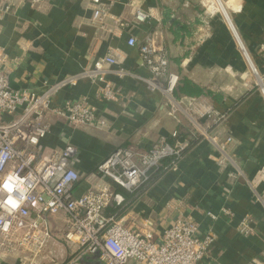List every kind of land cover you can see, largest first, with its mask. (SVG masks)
<instances>
[{"label":"crops","instance_id":"1","mask_svg":"<svg viewBox=\"0 0 264 264\" xmlns=\"http://www.w3.org/2000/svg\"><path fill=\"white\" fill-rule=\"evenodd\" d=\"M129 1L118 0L108 10L105 0L103 6L126 22L133 16ZM136 1L152 16L138 25L116 26L109 35L93 21L90 0H0V47L8 57L4 70L14 89L40 94L91 68L110 51L119 59L108 73L118 100L102 98L101 83L90 79L64 87L53 97L55 107L86 98L107 126L74 127L49 111L50 133L39 151L49 155L72 142L81 174L77 195L114 187L126 200L106 213L117 215L126 227L152 231L159 238L178 217H192L201 237L209 231L215 234L201 264H254L264 251V0H223L236 34L223 14L207 9L205 0ZM105 21L113 24L108 17ZM150 33L180 76L175 113L171 99L149 90L139 78L150 72L139 48L128 44L130 36L141 43ZM120 68L130 75L121 77ZM186 98L212 103L227 113L225 121L214 126L211 119L193 113ZM227 137L232 141L222 147ZM162 141L191 143L175 167L172 158L164 159L136 193L98 173V165L115 148L149 150ZM224 207L231 212L224 213ZM245 216L255 227L250 235L239 231ZM50 220L54 239L34 264H64L73 257L63 237L64 214ZM19 254H0V264H22ZM78 264L99 261L85 257Z\"/></svg>","mask_w":264,"mask_h":264},{"label":"built area","instance_id":"2","mask_svg":"<svg viewBox=\"0 0 264 264\" xmlns=\"http://www.w3.org/2000/svg\"><path fill=\"white\" fill-rule=\"evenodd\" d=\"M90 1L94 5L93 21L98 22L109 35L113 34L116 26L138 25L152 16L136 0H130L127 4L133 7V16L123 22L106 11L103 6L105 0ZM117 1L107 0L108 10ZM221 4L222 8H219ZM205 5L209 11L223 14L236 34L223 0H208ZM106 17L112 20V25L105 23ZM128 44L139 48L142 63L150 72L149 76L139 78L149 90L160 91L171 99V113H175L180 104L174 97L180 76L170 68L166 50L156 44L152 33L141 43L130 36ZM7 59L5 50L0 47V254L19 252L22 264H34L33 261L43 255L54 239L50 218L64 214L63 237L73 251V257L64 264H78L85 257L95 258L99 264H201L208 255L215 234L209 231L201 237L198 224L192 217H178L159 238L152 231H134L126 227L117 215L106 213L110 206H122L126 200L114 187L101 186L77 195L81 174L75 166L78 149L72 142L49 155L43 156L39 151L42 141L50 133V124L46 121L49 111L74 127L107 126V120L86 98L55 107L53 97L64 87L76 86L80 81L90 79L101 83L102 98L118 100L119 95L108 79L110 67L119 62L116 54L110 51L97 59L91 68L69 75L40 94L11 86L9 73L4 70ZM253 69L257 73L256 68ZM118 73L121 77L130 75L125 68H120ZM261 86L264 93L263 82ZM187 101L193 113L211 119L214 126L220 125L227 117L226 112L202 98H188ZM173 136L177 137L178 132L174 131ZM231 141L232 137H227L222 147ZM189 146V141L175 145L162 141L149 150L117 147L98 165L97 170L119 187L136 193L151 180L152 173L159 169L164 159L172 158L171 165L175 167ZM10 175L28 189L17 207L10 205L8 199L10 196L20 199V192L14 189L9 193L3 188ZM223 212L229 214L231 211L224 207ZM239 231L244 235L255 232L249 216L241 220ZM253 263L264 264V251Z\"/></svg>","mask_w":264,"mask_h":264},{"label":"clouds","instance_id":"3","mask_svg":"<svg viewBox=\"0 0 264 264\" xmlns=\"http://www.w3.org/2000/svg\"><path fill=\"white\" fill-rule=\"evenodd\" d=\"M140 18L143 19L144 17L141 16ZM3 188L6 189L9 193L13 192L14 189L20 192V199H15L11 196L8 199V203L13 207L19 206V204L26 197V193L28 191V189L23 186L22 182L18 181L13 175H10L8 177L7 181L3 184Z\"/></svg>","mask_w":264,"mask_h":264},{"label":"trees","instance_id":"4","mask_svg":"<svg viewBox=\"0 0 264 264\" xmlns=\"http://www.w3.org/2000/svg\"><path fill=\"white\" fill-rule=\"evenodd\" d=\"M190 143H191V142H190ZM156 171H158V170L156 169L155 172H156ZM154 176H155V175H154ZM152 177H153V173H152V175H151V179H152Z\"/></svg>","mask_w":264,"mask_h":264},{"label":"rangeland","instance_id":"5","mask_svg":"<svg viewBox=\"0 0 264 264\" xmlns=\"http://www.w3.org/2000/svg\"><path fill=\"white\" fill-rule=\"evenodd\" d=\"M208 0H205V2L204 3H206ZM206 6V5H205ZM259 80V79H258ZM261 84V83H260ZM262 87V86H261ZM262 89V88H261Z\"/></svg>","mask_w":264,"mask_h":264},{"label":"bare ground","instance_id":"6","mask_svg":"<svg viewBox=\"0 0 264 264\" xmlns=\"http://www.w3.org/2000/svg\"><path fill=\"white\" fill-rule=\"evenodd\" d=\"M219 8H222V4L219 6Z\"/></svg>","mask_w":264,"mask_h":264},{"label":"water","instance_id":"7","mask_svg":"<svg viewBox=\"0 0 264 264\" xmlns=\"http://www.w3.org/2000/svg\"><path fill=\"white\" fill-rule=\"evenodd\" d=\"M187 100V99H186Z\"/></svg>","mask_w":264,"mask_h":264}]
</instances>
